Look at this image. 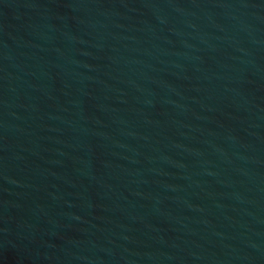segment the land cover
<instances>
[{"label":"water","instance_id":"water-1","mask_svg":"<svg viewBox=\"0 0 264 264\" xmlns=\"http://www.w3.org/2000/svg\"><path fill=\"white\" fill-rule=\"evenodd\" d=\"M0 264H264V0H0Z\"/></svg>","mask_w":264,"mask_h":264}]
</instances>
